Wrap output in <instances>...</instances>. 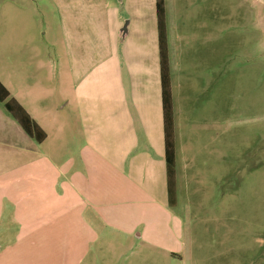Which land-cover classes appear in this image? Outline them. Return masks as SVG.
<instances>
[{"label":"rangeland","instance_id":"1","mask_svg":"<svg viewBox=\"0 0 264 264\" xmlns=\"http://www.w3.org/2000/svg\"><path fill=\"white\" fill-rule=\"evenodd\" d=\"M67 1L85 7L86 24L72 28L71 41L56 0H0V82L8 91L0 101V170L31 164L39 147L5 102L13 99L43 122L50 133L44 149L54 143L51 111L68 98L84 100L81 86L105 85V71L76 75L69 53L92 47L74 31H89L95 13L105 19L112 7L123 13L146 3ZM163 6L177 150L170 207L184 220L182 262L173 264H264V0H163ZM13 256L0 251V261Z\"/></svg>","mask_w":264,"mask_h":264},{"label":"crops","instance_id":"2","mask_svg":"<svg viewBox=\"0 0 264 264\" xmlns=\"http://www.w3.org/2000/svg\"><path fill=\"white\" fill-rule=\"evenodd\" d=\"M56 1L71 41L72 28L86 24L85 7ZM153 6L112 7L105 19L95 13L89 31H74L92 47L69 53L76 75L105 71V85L81 86L84 100L68 98L51 111L54 143L43 148L50 133L19 103L44 138L30 137L39 146L31 164L0 170V251L15 254L0 264L182 262L184 220L166 187L155 0Z\"/></svg>","mask_w":264,"mask_h":264},{"label":"trees","instance_id":"3","mask_svg":"<svg viewBox=\"0 0 264 264\" xmlns=\"http://www.w3.org/2000/svg\"><path fill=\"white\" fill-rule=\"evenodd\" d=\"M155 12L157 23V39L160 64V92L162 105V120H163V139H164V159L166 169V187L169 205L175 203V143L173 135V121L171 108V93L168 73L167 59V41L166 28L164 18L163 0H155ZM8 96V91L0 82V101H4ZM6 110L18 122L24 132L37 141L44 138V133L37 124L29 117L21 105L13 99L5 102Z\"/></svg>","mask_w":264,"mask_h":264}]
</instances>
